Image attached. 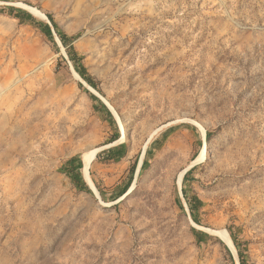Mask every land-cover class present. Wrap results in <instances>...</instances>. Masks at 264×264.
<instances>
[{
  "label": "rangeland",
  "instance_id": "1",
  "mask_svg": "<svg viewBox=\"0 0 264 264\" xmlns=\"http://www.w3.org/2000/svg\"><path fill=\"white\" fill-rule=\"evenodd\" d=\"M3 8L47 24L52 16L98 90L57 35L55 46L0 14V264H240L220 236L233 243L228 229L248 264H264V0H0ZM90 94L114 113L118 141ZM92 152L88 193L63 168ZM135 165L134 188L112 201ZM185 193L202 203L200 225Z\"/></svg>",
  "mask_w": 264,
  "mask_h": 264
},
{
  "label": "trees",
  "instance_id": "2",
  "mask_svg": "<svg viewBox=\"0 0 264 264\" xmlns=\"http://www.w3.org/2000/svg\"><path fill=\"white\" fill-rule=\"evenodd\" d=\"M8 14L9 16H12L14 19L18 20L19 23L21 24H25V23H30L32 25H34L35 27L39 28L42 33L56 46V42H55V36L54 34L57 35L60 43L62 44V46L65 48L66 53L74 67L75 72L91 87H93L94 89L98 90V83L95 81V79L90 75V73L88 72L87 68L84 66L83 64V59L78 55V53L75 50V47L73 46L74 43V38L73 37H69L66 33L62 32L57 23L55 22L54 18L50 15H48V19L50 21V24L47 23H43L37 20V18H35L34 16H32L29 12L24 11L22 9H17V8H3L0 10V14ZM90 97L93 98L95 100V103L97 105V107H99L101 110H103L106 114V116L113 121L114 125L116 126V133L113 137V139L111 140L110 143H114L116 141H118L121 138V134L118 131L117 125H116V121L114 119V116L112 115V113L109 111V109L104 105V103H102V101L98 98H96L94 95L90 94ZM215 133L213 132H208L206 135V139L207 142L211 143L213 141V139L215 138ZM158 141V139L154 140L151 144H150V148H152L154 146V144ZM120 151H118V149H112L110 151L107 152V154L110 156V160H118L120 159V154L118 153ZM118 156V158L114 159L113 156L115 155ZM104 155V153H99V155L97 156L96 161L100 160L101 157ZM147 165V161L145 160L142 168H144ZM136 171H137V165L133 166L131 171H130V177L128 182L126 183V185L118 191V193L114 196L111 197L112 201H116L118 199H120L121 197H123L124 195H126V193L130 190L133 182H134V178L136 175ZM63 173L65 175H67L71 182L73 183V185L81 190H84L88 193H91V189L89 188V186L87 185L83 174H82V162H81V157L76 156L73 157L72 159H70L69 161L66 162V164L64 165L63 168ZM190 172H188L185 176V180H187L188 176H189ZM100 195L104 196V191L97 185V183H95ZM185 198L187 200V204L190 210V213L194 219V221L200 225V222L196 219V212L200 209L201 206V201L197 198V197H187V194L185 193ZM197 240L199 242H202L205 240L206 234L202 233L200 231H197L196 229L193 230ZM228 233L231 236L232 240H233V244L235 246V248L238 250L239 252V258H240V264H248L247 261L245 260V256L243 255L242 251H241V243L238 241V239L236 238L234 232L231 229H228Z\"/></svg>",
  "mask_w": 264,
  "mask_h": 264
},
{
  "label": "bare ground",
  "instance_id": "3",
  "mask_svg": "<svg viewBox=\"0 0 264 264\" xmlns=\"http://www.w3.org/2000/svg\"><path fill=\"white\" fill-rule=\"evenodd\" d=\"M31 9V8H30ZM30 9L28 11H30ZM33 13L35 15H38V16H42L40 15L38 12L32 10ZM31 12V11H30ZM206 151V149H203L202 151V154H204ZM95 153L92 152V153H86L83 155V161H82V164H83V175H85L87 178H89V171H90V168L92 166V163L94 161V158H95ZM86 178V179H87ZM89 183V182H88ZM220 236L222 237V239L229 244V246L231 247V249L233 250L234 249V245H232L233 243L231 242L229 236L227 235V233H223L221 232L220 233Z\"/></svg>",
  "mask_w": 264,
  "mask_h": 264
},
{
  "label": "water",
  "instance_id": "4",
  "mask_svg": "<svg viewBox=\"0 0 264 264\" xmlns=\"http://www.w3.org/2000/svg\"><path fill=\"white\" fill-rule=\"evenodd\" d=\"M49 25H50V22H49ZM55 36H56V34H54ZM58 39V38H57ZM58 41H59V39H58ZM77 74V73H76ZM78 75V74H77ZM79 76V75H78ZM80 77V76H79ZM99 99L100 100H102V102L107 106V108L109 109V111L112 113V115L115 117V115H114V113L111 111V109L108 107V105L103 101V98H101V97H99ZM118 122V121H117ZM119 125V124H118ZM136 175H137V172H136ZM84 177V176H83ZM85 179V178H84ZM86 181V180H85ZM86 183H87V181H86ZM87 185L89 186V188L92 190V187L87 183ZM95 186V185H94ZM96 188V187H95ZM132 188H134V182H133V184H132V186H131V188H130V190L132 189ZM129 190V191H130ZM96 191H97V189H96ZM129 191L127 192V193H129ZM126 193V194H127ZM234 245V244H233ZM235 247V246H234Z\"/></svg>",
  "mask_w": 264,
  "mask_h": 264
}]
</instances>
